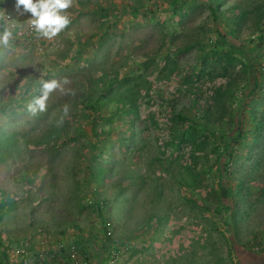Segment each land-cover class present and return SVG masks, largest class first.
Segmentation results:
<instances>
[{"label":"rangeland","instance_id":"rangeland-1","mask_svg":"<svg viewBox=\"0 0 264 264\" xmlns=\"http://www.w3.org/2000/svg\"><path fill=\"white\" fill-rule=\"evenodd\" d=\"M262 2L0 0V264H264Z\"/></svg>","mask_w":264,"mask_h":264},{"label":"clouds","instance_id":"clouds-1","mask_svg":"<svg viewBox=\"0 0 264 264\" xmlns=\"http://www.w3.org/2000/svg\"><path fill=\"white\" fill-rule=\"evenodd\" d=\"M74 4V0H15V10L24 15L30 13V25L38 36L49 40L56 37L71 23L66 11ZM3 14H0V19ZM12 33L5 29L0 34V45L8 46ZM63 83H67L65 80ZM63 83L56 80H43L40 83V95L28 104V111L32 115L47 110V101L51 93L56 90L64 91ZM69 108L63 107V114L67 116ZM61 123L63 118H61Z\"/></svg>","mask_w":264,"mask_h":264},{"label":"trees","instance_id":"trees-1","mask_svg":"<svg viewBox=\"0 0 264 264\" xmlns=\"http://www.w3.org/2000/svg\"><path fill=\"white\" fill-rule=\"evenodd\" d=\"M258 7V9H257V11H258V16H257V19H258V21H257V25L258 26H260L259 25V23H260V21H261V19H264V2H262L260 5H258L257 6ZM256 7V8H257ZM246 15H247V13H243V17H246ZM260 19V20H259ZM96 102H98V105H97V107H100L101 106V104L99 103V101H96ZM240 136V135H239ZM221 193H222V195H224V196H227L229 193H228V190L226 189V187H224L223 185H222V188H221Z\"/></svg>","mask_w":264,"mask_h":264},{"label":"built area","instance_id":"built-area-1","mask_svg":"<svg viewBox=\"0 0 264 264\" xmlns=\"http://www.w3.org/2000/svg\"><path fill=\"white\" fill-rule=\"evenodd\" d=\"M31 26V25H30ZM31 28V27H30ZM33 33V32H32Z\"/></svg>","mask_w":264,"mask_h":264}]
</instances>
